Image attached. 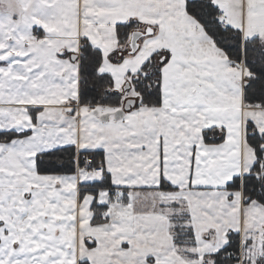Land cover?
<instances>
[{"label": "crops", "instance_id": "crops-1", "mask_svg": "<svg viewBox=\"0 0 264 264\" xmlns=\"http://www.w3.org/2000/svg\"><path fill=\"white\" fill-rule=\"evenodd\" d=\"M187 2L0 0V132L30 131L0 142V264H213L231 232L251 243L238 264H260L264 204L229 185L253 173L247 127L264 134V107L246 103L244 61L229 59ZM212 2L243 41L264 44V0ZM130 21L143 33L136 52L118 40ZM82 39L101 50L99 72L122 107L81 104ZM155 53L162 104L138 106L132 77ZM211 129L219 142L206 141ZM67 147L75 172H39V154ZM88 153L102 154L103 173L82 164ZM95 202L106 207L97 223ZM179 215L191 249L175 243Z\"/></svg>", "mask_w": 264, "mask_h": 264}, {"label": "trees", "instance_id": "trees-1", "mask_svg": "<svg viewBox=\"0 0 264 264\" xmlns=\"http://www.w3.org/2000/svg\"><path fill=\"white\" fill-rule=\"evenodd\" d=\"M187 10L194 15L205 28L216 45L222 48L232 61H244L249 71L245 87V101L248 105L264 107V44L261 39L253 38L243 41L240 30L233 27H223L218 22L220 10L212 0H188ZM140 24L130 21L118 27L119 45H130V39L134 32L138 31ZM132 50L130 46V51ZM158 54H153L144 64L141 71L132 77V86L139 97L138 106L162 104L161 69L163 63L157 62ZM103 55L100 49L95 48L87 39H82L80 54V102L93 108L98 106H112L120 108L124 98L119 92L114 91V80L109 74H102L99 68L102 64ZM30 131H5L0 132V142H9L14 138L24 137ZM207 142H219L222 137L216 130H206ZM248 142L255 148L257 162L253 173L243 179L236 178L230 183V188H243L244 195L249 200H258L264 204V179L262 171L264 167V134L259 133L255 126L250 123L247 127ZM95 166H103L101 153H91ZM77 151L74 147H67L45 152L38 155L37 164L40 173H62L76 171ZM107 180L108 177H104ZM101 181V185L104 184ZM100 185V186H101ZM100 187L99 185H97ZM163 189H173L166 183H162ZM105 206L95 202L93 205V222L103 219L102 211ZM189 216L179 215L174 217L172 228L174 240L178 247L193 248L196 244L193 228L187 224ZM228 244L213 254L210 259L213 264H238L242 248L248 249L250 242L242 245L239 233H229ZM190 257L195 254L188 252ZM208 258V259H209ZM247 263V261H245ZM81 264H89L87 262ZM260 264H264L263 254Z\"/></svg>", "mask_w": 264, "mask_h": 264}, {"label": "water", "instance_id": "water-1", "mask_svg": "<svg viewBox=\"0 0 264 264\" xmlns=\"http://www.w3.org/2000/svg\"><path fill=\"white\" fill-rule=\"evenodd\" d=\"M143 36V33L140 32V31H136L132 34V38H131V52H136L137 49L139 48V40L141 39V37ZM77 58V55H74L73 56V59H76ZM247 84V83H246ZM136 105V101L135 99H129L125 102L124 104V107L119 109L116 114H115V119L116 120H119L121 119L125 113L129 110H131L133 107H135ZM110 117V115H105V116H102L101 118L106 121L108 120Z\"/></svg>", "mask_w": 264, "mask_h": 264}, {"label": "built area", "instance_id": "built-area-1", "mask_svg": "<svg viewBox=\"0 0 264 264\" xmlns=\"http://www.w3.org/2000/svg\"><path fill=\"white\" fill-rule=\"evenodd\" d=\"M218 22L223 27H228V24L225 20V13H220L218 17ZM82 164L87 168H92L96 173H103L104 168L102 166H95L93 156H86L81 160ZM263 175H264V167H263Z\"/></svg>", "mask_w": 264, "mask_h": 264}, {"label": "rangeland", "instance_id": "rangeland-1", "mask_svg": "<svg viewBox=\"0 0 264 264\" xmlns=\"http://www.w3.org/2000/svg\"><path fill=\"white\" fill-rule=\"evenodd\" d=\"M166 57V56H165ZM157 62L158 63H160L161 62V57L160 56H158L157 57ZM245 64V63H244ZM240 67H242V65H239ZM246 74H245V76H244V79L249 75V71H248V69L246 68V72H245ZM248 73V74H247ZM133 88V87H132ZM132 92H134L135 94H136V92H135V90H134V88H133V91ZM262 174H263V171H262Z\"/></svg>", "mask_w": 264, "mask_h": 264}]
</instances>
